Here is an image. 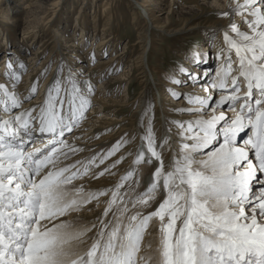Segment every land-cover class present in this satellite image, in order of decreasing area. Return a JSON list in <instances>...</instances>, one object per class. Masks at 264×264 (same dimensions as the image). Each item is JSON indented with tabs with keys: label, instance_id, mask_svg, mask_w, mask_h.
<instances>
[{
	"label": "snow or ice",
	"instance_id": "obj_1",
	"mask_svg": "<svg viewBox=\"0 0 264 264\" xmlns=\"http://www.w3.org/2000/svg\"><path fill=\"white\" fill-rule=\"evenodd\" d=\"M228 8L221 13L229 25L214 78L205 86L209 73L183 66V78H171L179 86L202 88L169 89L189 105L174 111L191 117L169 121L179 129L178 146L168 135L157 141L154 105L141 114L145 130L133 164L154 165L143 191L128 183L135 170L111 188L89 190L77 183L112 174L124 157L92 169L128 143L125 138L107 152L61 166L84 151L66 138L92 106L95 85L81 81L82 71H66L61 63L42 102L24 109L50 67L21 96V76L9 59L4 75L10 85L0 83V264H264V0H234ZM206 55L194 52V64L205 63ZM37 141L41 147L29 148ZM134 184L138 188L140 181ZM102 197L108 199L101 216L81 224L74 214L99 206ZM153 222L155 249L144 243Z\"/></svg>",
	"mask_w": 264,
	"mask_h": 264
},
{
	"label": "rangeland",
	"instance_id": "obj_2",
	"mask_svg": "<svg viewBox=\"0 0 264 264\" xmlns=\"http://www.w3.org/2000/svg\"><path fill=\"white\" fill-rule=\"evenodd\" d=\"M31 1L33 0H21L18 3L17 0H0V68L6 62L4 68L6 71L9 59L14 62L15 70L21 76L16 91L21 96L27 95L37 75L46 66L50 67L48 75L39 83V94L34 99L26 101L23 108L27 109L42 102L57 67L63 63L66 71L67 69L82 71L81 81L88 78L95 85V92L91 98L92 106L81 124L85 123V127L87 125L91 127L93 130L91 134L95 135L96 141L105 140V137L111 135L112 138L108 139V142L112 144L110 147L107 145L108 147L99 153L107 152L121 138L129 140L114 156L100 165L99 169H92L93 172L100 171L120 157H124L111 169L112 174L105 173L98 179H91V176L85 178L96 181L107 177L110 179L108 184L99 187L85 184L87 189L111 188L119 181V174L128 168L129 160L134 157L141 144V135L145 130L141 126V114L149 103L154 105L152 127L157 141L164 137L162 132L165 131L170 136L174 148L178 146L179 138L177 135L174 137V134L179 129L169 121L186 120L187 118L177 119V116L181 118L185 113L179 114L174 109L189 105L182 98L184 103L180 105L183 107L175 108L179 99L174 98L169 89L175 86V90L180 92L200 93L202 88L199 84L195 88L188 87L191 84L179 86L172 83L171 78H183L179 73L180 66L192 71L191 65H195L193 53L206 54V51L212 62L206 73L214 78L215 70L222 63V58L218 59L217 53L225 47L223 34L229 25V18L221 15L229 11L227 6L224 7L223 0H47L43 1L44 3L39 1L32 9L19 11L26 2L30 4ZM144 7L148 15L154 17L152 22L156 27L154 30L151 29V22ZM8 16H14L13 20L8 21ZM230 17L239 23V16L230 13ZM240 26L242 29L246 28L243 24ZM102 37L113 39H108L110 43L101 46L97 43ZM74 43L78 47L71 46ZM203 45H206V50L202 48ZM93 53L95 60L92 59ZM142 56L148 60L149 68L140 62ZM100 59L106 62L112 59V62L105 65ZM204 59L206 60L205 56ZM18 62H23L26 67L21 69ZM92 67L95 68L92 72L93 77L86 75ZM205 81L209 80L203 79L204 85ZM0 83L10 84V80L1 72ZM81 87L86 86L81 82ZM183 87L186 90H182ZM96 95L100 97L99 100L96 99ZM141 99L145 102L139 109ZM164 113L168 114L165 116ZM169 115L175 118L170 119ZM186 116L190 117L187 114ZM146 123L147 121H144L145 126ZM90 129L87 127L85 130ZM75 132L74 129L71 135ZM78 140L80 144L87 143L83 137ZM84 145L82 149L85 151L87 147ZM78 155L85 156L82 151L72 158L75 159ZM167 158L168 152L165 151L166 164ZM77 160L79 159L75 161ZM134 179L135 177L132 181ZM107 199L108 197H102L99 206L95 203L87 206L91 213L94 211L92 215L96 216L90 222L82 224L95 223L96 218L101 216ZM146 237L147 234L144 243ZM156 237L158 239V234Z\"/></svg>",
	"mask_w": 264,
	"mask_h": 264
},
{
	"label": "bare ground",
	"instance_id": "obj_3",
	"mask_svg": "<svg viewBox=\"0 0 264 264\" xmlns=\"http://www.w3.org/2000/svg\"><path fill=\"white\" fill-rule=\"evenodd\" d=\"M18 1V3H20L19 1H21V0H17ZM39 1H41L42 3H44L43 1H47V0H33V1H31V3L30 4H28V2H26L25 3V6L23 7V8H21L19 11H23V10H26L27 8H29V9H32L33 8V5L34 4H39ZM224 1V3H225V6L224 7H228V5H229V3H234V0H223ZM21 5H22V3H21ZM39 6H41V5H39ZM144 10H145V12H146V14H147V16L149 17V19H150V22H151V29L152 30H154V28H156V27H154L153 25H152V22H154V17H153V15H151V17L148 15V12L146 11V7H144ZM228 10H229V8H228ZM29 16V15H28ZM28 16H27V18H28ZM8 18V21H10V20H13V18H14V16L12 17V16H8L7 17ZM23 21H26V20H23ZM99 22V21H98ZM21 22L19 21L18 22V24H20ZM106 25V24H105ZM147 27H149V26H147ZM114 28H115V26H114ZM144 29V28H143ZM146 30V29H145ZM150 31V30H149ZM168 32V31H167ZM83 37V36H82ZM108 39H110V40H112L113 38L112 37H108V38H104V37H102L101 39H100V41H98V45H101V46H103L104 45V43H106V44H108V43H110V40H108ZM106 40V41H105ZM43 41V40H42ZM73 42H74V40H72ZM139 42V41H138ZM18 46V45H17ZM71 46H73V47H78V45H76V43H74V44H71ZM202 48H204V50H206V45H203V47ZM209 51V50H208ZM125 54V53H124ZM206 54H207V51H206ZM76 56V55H75ZM210 56V55H209ZM208 55H206L205 56V58H206V62L205 63H202V64H200V65H191V69H192V71L193 72H195V73H201V74H203V73H206V69L208 70V68L211 66V64H212V62L210 61V59L208 58L209 57ZM103 58V57H102ZM204 58V57H203ZM116 59V58H115ZM140 59V58H139ZM71 60H73V61H75L74 60V58H71ZM148 60L145 58V56H142L141 57V60H140V62H142V64L144 63V64H146L147 65V67L149 68V64H148V62H147ZM100 62L101 63H103V64H108V63H110V62H112V59H110V60H108L107 62L106 61H103V60H101L100 59ZM99 62V63H100ZM114 62V61H113ZM6 63V62H5ZM5 63H3L2 64V67L0 68V72L2 73V74H4V72H5ZM191 63V62H190ZM187 64V63H186ZM97 65V64H96ZM108 66V65H107ZM111 66V64L108 66V68ZM220 66V65H219ZM99 68V67H98ZM106 68V67H105ZM94 67H92V68H90L89 69V73L88 74H86V75H91V77H93V73L92 72H94ZM111 72V71H110ZM87 73V72H86ZM88 77H90V76H88ZM205 80H211L212 79V76L210 75V77L208 78V77H205L204 78ZM206 83H205V85L207 86V84H208V81H205ZM10 85V84H9ZM198 85V84H197ZM192 85H189L188 87H191ZM100 87V86H99ZM198 87H200V86H198ZM172 89H175L176 87L175 86H172L171 87ZM182 90H186L185 89V87H183V88H181ZM168 90V89H167ZM103 92V91H102ZM186 92V91H185ZM143 93H145V92H143ZM96 99H98L99 100V96L98 95H96ZM144 97V96H143ZM171 98V97H170ZM170 98H168V99H170ZM102 99V98H101ZM143 99V98H142ZM141 99V101H140V103H139V109L140 108H142L143 107V105H144V100H142ZM180 103H184V100H182V98H180L179 99V102L177 103V105H175V108H178V107H183V105H180ZM167 106V105H166ZM174 106V105H173ZM93 108V107H92ZM97 108V107H96ZM171 108H172V106H171ZM168 111V110H167ZM167 111H165V112H167ZM172 112V111H171ZM173 113V112H172ZM165 114V113H164ZM168 114V113H167ZM167 114H165V116L167 115ZM174 114V113H173ZM180 114V113H179ZM177 116V115H176ZM169 117H170V119L171 118H175V117H173V116H171V115H169ZM169 117H167V118H169ZM190 119L191 117H188V116H186V114H183L182 115V117L181 118H178V116H177V119ZM186 119V120H187ZM104 123V122H103ZM167 123V122H166ZM94 124V123H93ZM97 124V123H96ZM95 124V125H96ZM114 124V123H113ZM116 124V123H115ZM168 124V123H167ZM84 125H86L85 123H83V124H80L79 125V129H75L76 130V132L74 133V135H71V136H69L68 137V141L70 142V143H74L75 144V146H77V147H79V148H83L82 147V145H84V144H80V143H78L79 142V140L78 139H80V137H83V139L85 140V141H87V143L84 145L85 147H87L86 149H85V151H83L84 152V155L85 156H76L75 157V159H73L72 158V156H70V158L68 159V160H66V161H62L61 162V166H63L64 164H69V163H74L75 162V160L76 159H79V160H81V161H83V160H86L87 158H89V157H91V156H93V155H95V154H97V153H99V151L100 150H102L103 148H106V147H108L109 145H111L112 143L111 142H108V139H110V138H112L111 137V135H108V137H105L104 139L105 140H99V141H96L95 140V138L96 137H94L95 135L94 134H91L92 133V129H90L91 127L89 126V125H87V127L90 129V130H85L87 127H85ZM111 126H112V123H111ZM98 129V128H97ZM78 130H80V131H78ZM100 130H101V128H100ZM99 132V131H98ZM178 132V131H177ZM99 135H101V133L99 134ZM98 135V136H99ZM162 135H168L165 131L164 132H162ZM175 135H176V133L174 134V137H175ZM97 136V137H98ZM169 136V135H168ZM92 137H94L93 139H89V138H92ZM115 137V136H114ZM113 137V138H114ZM170 137V136H169ZM173 137V136H172ZM100 138H101V136H100ZM178 138V137H177ZM107 140V141H106ZM176 140V139H175ZM108 142V143H107ZM83 143V142H82ZM41 144H40V142L39 141H37V143L35 144V146L37 147V146H40ZM108 145V146H107ZM110 147V146H109ZM80 158H83V159H80ZM169 159H170V154L168 153V158H167V161H169ZM133 160H134V157H132L130 160H129V166H128V168H126L122 173H120L119 174V178L121 177V176H123V175H125L126 174V172H128L129 170H135V172H136V174L133 176V177H135V179L132 181V180H130L128 183H131V184H133V187L135 188V190L136 191H143L144 189H145V187L147 186V183L149 182V180H150V176H151V173L154 171V165H149V164H144V163H142L141 165H139L138 167L136 166V165H134L133 164ZM136 180H139L140 181V185H139V187L138 188H136V186H135V184H134V181H136ZM110 181V179L109 178H107V177H104L103 179H99V180H96V181H93V180H86V179H83V180H81V181H78L77 183H83L84 185L85 184H90V187H92V186H96V187H99V186H101V185H105V184H108V182ZM89 211V208H86V209H84L83 210V212L82 213H78V214H74V215H78L79 216V218H80V223L82 224L83 222H85V223H88V222H90L91 221V219L92 218H94L96 215H92L93 213H94V211H93V213H91L90 211H89V213H86V212H88ZM89 216H92V217H89ZM87 217V218H86ZM86 218V219H85ZM156 228H157V224L156 223H153V224H151L150 225V228H149V230H148V234H147V237H146V241H145V244H148L149 242H151V244H152V247H153V249H155V246H156V242H157V237H156V235L158 234L157 233V231H156Z\"/></svg>",
	"mask_w": 264,
	"mask_h": 264
}]
</instances>
